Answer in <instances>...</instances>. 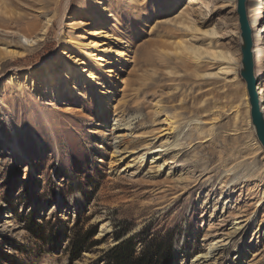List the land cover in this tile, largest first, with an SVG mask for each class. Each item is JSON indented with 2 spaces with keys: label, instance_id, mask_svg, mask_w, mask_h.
Segmentation results:
<instances>
[{
  "label": "rangeland",
  "instance_id": "obj_1",
  "mask_svg": "<svg viewBox=\"0 0 264 264\" xmlns=\"http://www.w3.org/2000/svg\"><path fill=\"white\" fill-rule=\"evenodd\" d=\"M97 1L0 0V264H102L131 235L136 252L156 243L159 264L207 251L201 264H264V174L225 172L242 160L264 170L237 0ZM261 4L245 0L264 115ZM64 62L77 70L65 81Z\"/></svg>",
  "mask_w": 264,
  "mask_h": 264
},
{
  "label": "bare ground",
  "instance_id": "obj_2",
  "mask_svg": "<svg viewBox=\"0 0 264 264\" xmlns=\"http://www.w3.org/2000/svg\"><path fill=\"white\" fill-rule=\"evenodd\" d=\"M190 1L192 2L194 0H189V2ZM261 1H262V4H261L260 8L257 10V13L255 15V18L256 17H260L264 13V0H261ZM97 2H98V4H100L101 3V0H98ZM102 5H103V3H102ZM100 8H102V6ZM251 19H253V18H251ZM45 28H43L42 34H44L46 32V29ZM95 31H99V32H96L97 34L106 33L105 30H102V28H99L98 30H95ZM22 37H23V40L21 42V45L22 46L27 47V46H31V45L35 44V41L32 38H30L29 36H22ZM187 50H190L191 53H194L193 50L190 49V48H187ZM11 51L12 52H8L7 54L14 55V54H22L23 53V51H19V50H11ZM211 56H213V57H218V56L219 57H223L221 54H217V53L211 54ZM91 57L94 60L95 59H102L105 62L108 61V60H105L103 57L98 56V55H95V54H92ZM79 64H85L86 65V63L85 62H82V61ZM53 65H55L54 61L53 62L50 61L48 65H43L42 67H40V70L38 71L40 73V75H39L40 86L42 87V89H45V90L47 89V92H49L51 90V86L50 85H52V84L55 83L54 82V77H58L57 76L58 74L56 75V72L54 70V66ZM60 71L64 73V78H62L63 76H61V78H62L63 81H65V79L68 76L75 74V72L77 70L71 69L70 66L66 62H64V64L61 67V70ZM81 71L85 72V75H86L85 77H88L89 76L90 79L91 78H94L93 72L89 68H87L86 66L83 67ZM257 74H258V76H255V78H256L255 86L258 85V80L260 79L261 72H257ZM94 83H97V81L95 80ZM66 87L67 86L65 85V88ZM72 89H73V91H75L74 88H72ZM258 89H259V87H258ZM248 100H249V97H248ZM261 100H262V92H260L259 95H258V102H259V104H260V101ZM164 111L166 112L167 116L171 115V112L170 111H168V110H164ZM173 117H174V115H173ZM119 122L120 121H118L117 119H114V121L112 122V125L110 127V130L115 129V128H118L120 126V123ZM154 139L156 141H158L160 138H158L156 136ZM198 141L203 142L204 140L203 139H199ZM151 143H152V141H151ZM151 143H147V145H150ZM175 145L177 146L178 143H173V146H175ZM158 146L160 147V149H162L166 145H165L164 142H162ZM148 151H149V149L144 148V150L138 156L139 159H141L144 156V154L148 153ZM178 153L179 152H177L176 154H178ZM225 172H229L231 174L230 180H237V178L241 177V178H244V181H248V178H255L256 179L258 176H262L264 174V170L262 168H260V167H258L256 165H253V164H249V163L247 164L243 160L233 163L231 166H229L225 170ZM237 176H239V177H237ZM238 227L239 226H237V228ZM104 229H105L104 230V233H105V231H108L109 230V227L106 226V227H104ZM213 247H214V245L212 243L209 244V248H213ZM207 253H208V251H207ZM207 253H205L204 255H206ZM204 255H197L196 258H195V261H196L195 264H201V258H203Z\"/></svg>",
  "mask_w": 264,
  "mask_h": 264
},
{
  "label": "water",
  "instance_id": "obj_3",
  "mask_svg": "<svg viewBox=\"0 0 264 264\" xmlns=\"http://www.w3.org/2000/svg\"><path fill=\"white\" fill-rule=\"evenodd\" d=\"M237 13L241 37L240 75L245 81L246 91L249 97L251 123L258 141L264 148V115L259 107L258 93L255 86L253 39L251 27L245 11V0H237Z\"/></svg>",
  "mask_w": 264,
  "mask_h": 264
},
{
  "label": "trees",
  "instance_id": "obj_4",
  "mask_svg": "<svg viewBox=\"0 0 264 264\" xmlns=\"http://www.w3.org/2000/svg\"><path fill=\"white\" fill-rule=\"evenodd\" d=\"M91 236V235H90ZM122 234L118 237L120 238ZM139 235H131L117 244L109 247L103 254L102 264H159V249L154 241H146L140 251L136 252L137 244L140 242ZM82 238L72 240L71 257H78L82 251Z\"/></svg>",
  "mask_w": 264,
  "mask_h": 264
}]
</instances>
